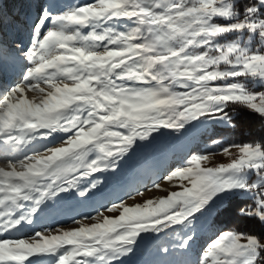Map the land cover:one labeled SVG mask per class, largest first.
<instances>
[{"label":"snow or ice","instance_id":"obj_1","mask_svg":"<svg viewBox=\"0 0 264 264\" xmlns=\"http://www.w3.org/2000/svg\"><path fill=\"white\" fill-rule=\"evenodd\" d=\"M15 48L24 70L0 92V264H124L143 239L193 229L242 195L252 203L241 214L264 224L257 142L190 154L163 177L179 182L166 196L121 199L74 218L75 227L25 234L49 202L89 198L154 134L234 127L229 108L264 120V91H256L264 89V0L49 5L31 22L28 46ZM217 154L229 162L205 167ZM153 189L159 179L127 198ZM194 240L186 233L176 247L187 252ZM195 264H264V234L221 231Z\"/></svg>","mask_w":264,"mask_h":264},{"label":"rangeland","instance_id":"obj_2","mask_svg":"<svg viewBox=\"0 0 264 264\" xmlns=\"http://www.w3.org/2000/svg\"><path fill=\"white\" fill-rule=\"evenodd\" d=\"M86 2H91V0H0V45L3 46L5 52V55L0 57L1 67L2 65H4V68L15 67L16 65L22 66L20 60L16 59L18 50L11 47L12 39L7 36L5 31L13 27L12 29L16 35L15 41L23 33H25V39L29 40V27H25V19L28 18V14L31 15L33 13V18L28 23L30 26L31 22L44 7L52 5L55 10H62L69 5ZM28 44L29 42H27L26 47ZM21 69L20 71L23 72L24 66ZM2 80L3 78L1 77V83ZM256 91H264V89H256ZM29 96L31 97V95ZM216 126H227V124L197 125L196 127H190L183 136H178L170 130H164V135L154 134L156 135L155 140L136 149L129 158L122 162L121 167L115 174L108 173L102 185L90 194L89 198L83 199L73 194L63 199L49 202L48 206L38 214L34 226L27 228L25 234L32 232V230L42 231L44 229L72 226L74 225L72 223L74 218L80 219L86 215H95L97 209L102 210L103 206L113 202L118 203L121 199H124L126 204L131 206L142 204L147 200V197L151 198L153 196V199H156L166 196L171 191L170 188L173 184L177 185L173 191L180 190L178 181L164 182L163 177L171 169L183 165L185 159L192 153L219 152L222 149L220 144L213 145L212 143L213 140H218L212 136ZM231 152L235 154L236 149H231ZM228 162L229 159L226 156L217 154L210 157V162L204 166H215ZM158 179L160 181V189H153L151 192L144 191L143 196H135L134 199L127 198L129 193L134 194L137 189L143 191L146 187H151L152 183ZM184 183L187 184V182ZM157 191L161 192V194ZM57 211L59 215H67L66 222H63L60 218L55 219L56 215L54 216V214ZM47 215L52 220L51 222L47 219ZM104 215L115 216L118 213L105 212ZM213 215L201 218L193 229L176 232L169 231L166 235L161 234L159 237L143 239L135 254L124 258V264H195L198 254L205 244L221 232L212 225ZM84 222L91 223L88 220ZM186 233L193 234L195 240L191 245V249L184 252L176 246ZM163 248H168L169 251L164 253L162 251Z\"/></svg>","mask_w":264,"mask_h":264},{"label":"trees","instance_id":"obj_3","mask_svg":"<svg viewBox=\"0 0 264 264\" xmlns=\"http://www.w3.org/2000/svg\"><path fill=\"white\" fill-rule=\"evenodd\" d=\"M228 112L235 126H216L212 133L214 138L221 141L220 148L230 144L264 143V120L243 108H229ZM251 203L246 196L234 198L226 212L214 213L212 225L219 231L235 230L249 234H264V224L241 214V209Z\"/></svg>","mask_w":264,"mask_h":264},{"label":"bare ground","instance_id":"obj_4","mask_svg":"<svg viewBox=\"0 0 264 264\" xmlns=\"http://www.w3.org/2000/svg\"><path fill=\"white\" fill-rule=\"evenodd\" d=\"M21 7V6H20ZM29 9V8H28ZM30 12H32V11H30ZM21 16V15H20ZM12 18V17H11ZM31 18H33V13H31V15L30 14H28V18H26L25 20H26V28L27 27H29V22H30V20H31ZM13 28V27H12ZM8 29L7 31H5V32H7V36H10L11 37V47L12 48H15V45L17 44V43H22V45L24 46V47H26V44H27V42H29V40H27V38L25 39V33H23L22 35H19L18 36V40L17 41H15V37H16V35H15V32H14V30L13 29ZM6 36V35H5ZM13 36V37H12ZM9 45V44H8ZM13 57H15V56H13ZM0 64H2V63H0ZM22 64V63H21ZM23 64H22V66L20 67V66H15V67H11V66H9V67H7V68H4V65H2V67H1V65H0V78L2 77L3 78V80H2V83L0 82V84H3V83H5L4 85H0V92H2L5 88H7L9 85H12V84H14V83H16L17 81H19V79H20V73L22 72V71H20V69L21 68H23ZM22 70V69H21ZM20 76V77H19ZM29 95H31V97H32V93H28V96ZM30 96H29V98H31ZM0 161H1V163H0V165H2V163H3V157L2 156H0ZM169 188V187H168ZM174 188L175 187H173V185H172V187L170 188V190L171 191H173L174 190ZM159 191V190H158ZM157 191V192H158ZM159 194H161V192H158ZM147 199H153V196H151V198H148L147 197ZM58 214V215H57ZM56 215V217H55V219H61V220H63V222H66V220L65 219H67V215H65V214H60L59 215V212L57 211L55 214H54V216ZM48 216V215H47ZM61 216V217H60ZM76 216V215H75ZM74 216V217H75ZM69 217V216H68ZM50 217L48 216V220L51 222L52 220L51 219H49ZM54 219V220H55ZM69 227H75V225H72V226H64L63 228H69ZM33 231V230H32ZM30 232V231H29Z\"/></svg>","mask_w":264,"mask_h":264}]
</instances>
